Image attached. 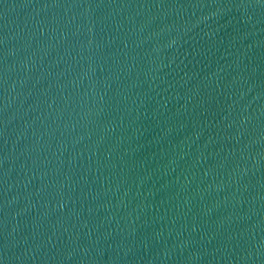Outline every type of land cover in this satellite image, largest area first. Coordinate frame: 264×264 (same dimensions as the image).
Returning <instances> with one entry per match:
<instances>
[{"label": "water", "instance_id": "obj_1", "mask_svg": "<svg viewBox=\"0 0 264 264\" xmlns=\"http://www.w3.org/2000/svg\"><path fill=\"white\" fill-rule=\"evenodd\" d=\"M263 211L264 0H0V264Z\"/></svg>", "mask_w": 264, "mask_h": 264}]
</instances>
